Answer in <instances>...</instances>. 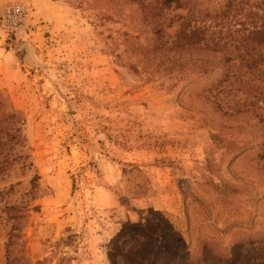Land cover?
I'll use <instances>...</instances> for the list:
<instances>
[{"label": "rangeland", "instance_id": "1", "mask_svg": "<svg viewBox=\"0 0 264 264\" xmlns=\"http://www.w3.org/2000/svg\"><path fill=\"white\" fill-rule=\"evenodd\" d=\"M47 1L58 13L46 11L29 74L0 88L25 121L32 164L0 177V264L14 201L29 205L19 244L31 264H264L254 250L264 239L259 115L223 116L185 93L214 79L153 72L149 6L145 19L136 1ZM240 1L223 32L264 0ZM31 2L2 11L24 4L29 33ZM2 33L17 52L16 34Z\"/></svg>", "mask_w": 264, "mask_h": 264}, {"label": "trees", "instance_id": "2", "mask_svg": "<svg viewBox=\"0 0 264 264\" xmlns=\"http://www.w3.org/2000/svg\"><path fill=\"white\" fill-rule=\"evenodd\" d=\"M128 1H136L144 13L149 6L151 40L148 49L152 56L146 60H157L153 72H176L179 78L186 77L185 80L194 76L200 79L199 83L214 79L210 88L196 93L190 87L185 93L196 96L202 103H211L223 116L229 112L235 115L252 113L254 118L259 115V123L264 122L257 105L264 102V1L249 7L243 20L237 21L238 26L226 27L224 32L222 27L241 12V1ZM176 11H185V14L180 15ZM143 16L146 19L149 15L145 13ZM217 26L221 30L210 31ZM172 28L175 30L169 34ZM129 40L133 42L138 38ZM137 49H140L138 55L143 56V46ZM229 96H232L231 99ZM24 124L21 113L10 103H0V177L10 176L16 167H19L21 175L32 168L23 133ZM37 181L35 173L29 181L28 194H31L32 200L38 187ZM18 184L11 185L8 194ZM28 206L14 201L7 207L10 228L5 244V264H20L23 261L24 264H31L19 244V231ZM254 250L261 253L259 258L264 259V239Z\"/></svg>", "mask_w": 264, "mask_h": 264}, {"label": "crops", "instance_id": "3", "mask_svg": "<svg viewBox=\"0 0 264 264\" xmlns=\"http://www.w3.org/2000/svg\"><path fill=\"white\" fill-rule=\"evenodd\" d=\"M14 0H0V13H2L6 4ZM32 8L30 13V19L28 20L29 25L34 29V32L29 33L26 28L19 30L16 33L15 41L13 42L12 48H7V44L5 42V36L0 30V84L3 85L0 88H5L10 84H14L19 82L20 78L27 77L29 72L25 68L29 66L31 61H33V53L37 52V48L41 46L42 37L40 30L47 27L41 25L45 20L47 21V16L45 17L46 11L54 10L57 14L58 11L55 9V2H48L47 0H32ZM51 24V23H50ZM44 38V37H43ZM10 46V45H9ZM19 55L22 57V65L19 68ZM18 65V67H17ZM23 68V70H21Z\"/></svg>", "mask_w": 264, "mask_h": 264}, {"label": "built area", "instance_id": "4", "mask_svg": "<svg viewBox=\"0 0 264 264\" xmlns=\"http://www.w3.org/2000/svg\"><path fill=\"white\" fill-rule=\"evenodd\" d=\"M28 9L22 3H13L0 15V28L11 40L17 31L26 28Z\"/></svg>", "mask_w": 264, "mask_h": 264}]
</instances>
